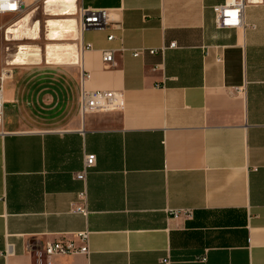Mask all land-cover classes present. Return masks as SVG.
Returning <instances> with one entry per match:
<instances>
[{
  "label": "crops",
  "instance_id": "0c3cea01",
  "mask_svg": "<svg viewBox=\"0 0 264 264\" xmlns=\"http://www.w3.org/2000/svg\"><path fill=\"white\" fill-rule=\"evenodd\" d=\"M224 2L77 0L105 23L80 31L69 4L44 21V51L18 45L0 69V264H34V244L81 230L88 255L51 264H264V0H245L228 28L213 12ZM31 14L7 39L15 23L19 41L39 38ZM81 66L85 89L121 93L120 109L81 111ZM83 190L86 215L71 207Z\"/></svg>",
  "mask_w": 264,
  "mask_h": 264
},
{
  "label": "built area",
  "instance_id": "2783aa9c",
  "mask_svg": "<svg viewBox=\"0 0 264 264\" xmlns=\"http://www.w3.org/2000/svg\"><path fill=\"white\" fill-rule=\"evenodd\" d=\"M263 1V0H262ZM77 0H70L62 6L49 5L48 0H0V15L11 14L13 16L24 15L25 13L34 12L41 8V11L50 16L54 9L67 8V5H74V15L79 17L78 28L80 31L86 30V28H98L107 20V15L103 10H98L90 7H77ZM245 5V0H225L223 5H214L213 12H215V24L217 27L228 28L229 26H239L242 21V14ZM30 9V10H28ZM24 11H26L24 13ZM28 11V12H27ZM24 13V14H23ZM54 13V12H53ZM19 18V17H18ZM113 35H108V39H112ZM167 47H175L174 42H170L168 46L163 47H150V48H134L131 53L132 56H139L144 53H164ZM81 51L87 50L91 47L90 42L82 43L80 45ZM114 49L104 48L101 51V62L105 64L113 65L114 62ZM31 58L39 57V55H31ZM89 72L81 66L80 79V109L82 112L88 110H105V109H120L123 105V96L116 91H100V90H86L85 83L88 80ZM3 73L0 74V125L3 119V106L4 99L2 97L3 90ZM96 158L93 153L84 156L83 168L80 171L74 172L77 179L85 181L87 169L94 164ZM80 203L72 205L74 212H79L86 215L89 210L86 205V191L83 190L79 193ZM170 216L175 218L178 216H191V209L177 210L168 209ZM88 230L76 231L74 238L60 237L58 239L47 241L44 245L34 244L30 252L34 258V264H51L52 257L56 255H71V254H86L89 253L88 247ZM162 261H165L164 259Z\"/></svg>",
  "mask_w": 264,
  "mask_h": 264
},
{
  "label": "rangeland",
  "instance_id": "374dc122",
  "mask_svg": "<svg viewBox=\"0 0 264 264\" xmlns=\"http://www.w3.org/2000/svg\"><path fill=\"white\" fill-rule=\"evenodd\" d=\"M28 10H30V9H28ZM25 12L26 11H24V13ZM74 16L78 17L77 15H74ZM18 17H20V16H13L11 14H7L6 16H0V69L3 67H7L6 61L13 57L12 55L14 53H16V51H17L16 48L18 47L19 44L29 43L31 45L37 46L40 49H43V51H44V48L50 42L47 39V33L44 32L45 31L44 30V21H46L51 16H47V15L43 14V12L41 11V8H38V10L34 11L33 14H31V16H30L31 18L29 19V27L33 26L32 24L34 22L39 24V30H38L39 38L38 39H36V40L23 39V40L19 41V39L22 38L21 36L15 38L14 40L7 39L6 34H5L6 25L15 21ZM66 18H68V17H66ZM70 19H73V18H70ZM18 35H20V34H18ZM74 41L75 40L70 39V40L60 41V42H66L67 44H69V43L71 44ZM40 58H41V55H40ZM50 62H52V61H50Z\"/></svg>",
  "mask_w": 264,
  "mask_h": 264
},
{
  "label": "bare ground",
  "instance_id": "6f19581e",
  "mask_svg": "<svg viewBox=\"0 0 264 264\" xmlns=\"http://www.w3.org/2000/svg\"><path fill=\"white\" fill-rule=\"evenodd\" d=\"M55 1H58V0H49L50 3H53V2H55ZM229 1H231V0H229ZM25 24H26V23H25ZM22 26H23V24H21V23H15L13 26H11V27L8 29L7 34H8L10 37L12 36L13 39H15V38L21 36V34H22V33H21V30L23 29ZM18 34H20V35H18ZM49 48H50V47H49ZM28 49H30V48H28V47H26V46L20 47V51H19L18 55L15 57L16 60H17V58H18L19 56H21V55L23 54V52H25V50H28ZM66 50H67V49H66ZM13 56H14V55H13ZM6 74H7V73H4L3 75L6 76Z\"/></svg>",
  "mask_w": 264,
  "mask_h": 264
},
{
  "label": "water",
  "instance_id": "95a60500",
  "mask_svg": "<svg viewBox=\"0 0 264 264\" xmlns=\"http://www.w3.org/2000/svg\"><path fill=\"white\" fill-rule=\"evenodd\" d=\"M88 28H91V27H88Z\"/></svg>",
  "mask_w": 264,
  "mask_h": 264
}]
</instances>
